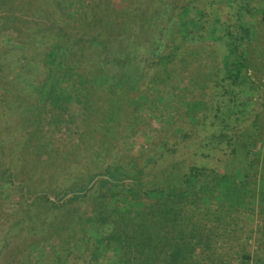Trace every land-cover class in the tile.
I'll use <instances>...</instances> for the list:
<instances>
[{
	"label": "rangeland",
	"instance_id": "obj_1",
	"mask_svg": "<svg viewBox=\"0 0 264 264\" xmlns=\"http://www.w3.org/2000/svg\"><path fill=\"white\" fill-rule=\"evenodd\" d=\"M202 1L69 2L72 15L63 19L61 27L68 33L63 37L64 49L71 52L66 56V50L61 53L63 65L59 63L51 77L54 85L47 93L51 92L53 104L45 102L44 114L32 105L23 110H5L0 105V186L6 169L11 170L17 184L0 190V264H113L116 249L101 241L90 223L98 208L94 192L72 201V190L109 165L131 161L161 165L172 158L196 161L200 157L196 155V140L185 136L193 124L188 112L200 111L193 89L204 85L207 75L216 73L224 53L223 41L214 34L203 41L185 43L183 55L168 70L169 78L157 72L154 59L181 42L186 26L199 33ZM263 2L259 0L260 7L256 4V17H248L255 34L248 56L250 74L264 91ZM84 4L87 23L77 15ZM31 6L26 4L27 10L12 17L14 24L0 37V47L22 46L17 29L27 35L29 28L35 31L52 26ZM183 7L188 12L183 13ZM98 12H102V23L96 20ZM78 67L88 71L83 72L88 80L117 81L120 85L109 94L110 125L100 122L108 84L94 88L88 100L76 78L66 77L68 72L76 75ZM37 99L33 97L32 102ZM168 148L172 151L167 152ZM245 199L231 198L235 204L250 202L249 197ZM108 202L110 208L120 204L117 198ZM253 207L251 203L248 213L238 217L241 224L234 235L242 240L231 247L224 245L228 255L219 264H237L235 252L241 248L252 259L264 254L263 239L255 238L257 232H252L249 222L258 228ZM59 253L62 259L58 262Z\"/></svg>",
	"mask_w": 264,
	"mask_h": 264
},
{
	"label": "trees",
	"instance_id": "obj_2",
	"mask_svg": "<svg viewBox=\"0 0 264 264\" xmlns=\"http://www.w3.org/2000/svg\"><path fill=\"white\" fill-rule=\"evenodd\" d=\"M70 1L0 0V37L11 30L12 17L28 9L26 4L52 24L35 31L29 28L27 35L17 29L18 36L25 38L18 37L22 46L0 47V105L5 110H23L32 105L44 114L45 102L53 104L51 92L47 93L54 85L51 77L59 63L63 65L61 53L66 50V56L71 52L64 49L63 37L67 32L61 27L63 19L72 15ZM258 2L203 0L199 33L186 26L181 42L154 59L157 72L169 78L168 70L183 55L185 43L203 41L214 34L223 41L224 53L216 73L207 75L204 85L193 89L200 101L196 109L200 111L188 112L193 124L185 136L196 140V155L200 157L196 161L172 158L161 165L132 161L109 165L101 174L90 175L84 186L72 190V201L88 198L94 192L98 208L90 223L101 241L116 249L113 264L224 262L228 255L224 245L231 247L242 240L234 235L241 224L238 217L248 213L251 203L259 221L255 229L249 220L252 232H257L255 238L262 237L264 243V91L250 74L248 56L249 44L255 39L248 17H256ZM87 9L84 4L77 14L86 23ZM185 10L188 12L183 7L182 12ZM99 12L100 18L96 20L102 23L103 15ZM182 61L180 58V64ZM80 69H75L76 75L68 72L66 77L76 78L75 83L82 85L88 100L94 88L108 84L101 102L100 122L110 125L113 116L107 113L112 104L109 94L120 85L117 81L88 80L83 75L88 71ZM33 97L38 98L35 103ZM171 151L168 148L167 152ZM166 153H162L163 158ZM1 179L0 190L17 186L10 169L4 171ZM26 194L25 191L24 198ZM236 196L244 202L249 197L250 202L235 204L231 198ZM111 198H117L120 204L110 208ZM56 259L61 261L60 253ZM234 260L237 264H264V254L252 259L241 248L235 252Z\"/></svg>",
	"mask_w": 264,
	"mask_h": 264
}]
</instances>
